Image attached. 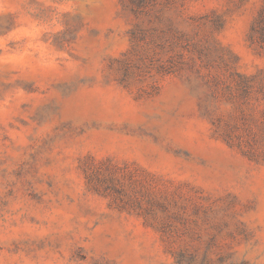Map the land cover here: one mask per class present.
I'll return each instance as SVG.
<instances>
[{
    "label": "rangeland",
    "instance_id": "rangeland-1",
    "mask_svg": "<svg viewBox=\"0 0 264 264\" xmlns=\"http://www.w3.org/2000/svg\"><path fill=\"white\" fill-rule=\"evenodd\" d=\"M0 264H264V0H0Z\"/></svg>",
    "mask_w": 264,
    "mask_h": 264
}]
</instances>
